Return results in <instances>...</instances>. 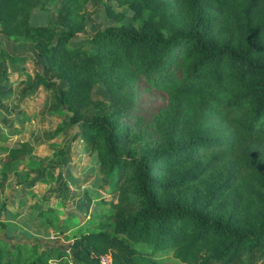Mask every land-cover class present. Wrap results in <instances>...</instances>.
<instances>
[{
	"label": "trees",
	"instance_id": "1",
	"mask_svg": "<svg viewBox=\"0 0 264 264\" xmlns=\"http://www.w3.org/2000/svg\"><path fill=\"white\" fill-rule=\"evenodd\" d=\"M38 1L0 0V25L45 57L54 80L40 83L116 186L100 198L106 221L73 239L72 258L97 264L110 252L113 264H245L264 250V0H115L133 19L97 31L91 51L69 45L89 0H62L66 29L54 40L28 23ZM96 84L106 100L93 97ZM31 152L28 141L6 149L2 179ZM221 168L234 201L211 207L214 200L189 196ZM65 256L56 247L16 244L11 255L0 247V264Z\"/></svg>",
	"mask_w": 264,
	"mask_h": 264
},
{
	"label": "rangeland",
	"instance_id": "2",
	"mask_svg": "<svg viewBox=\"0 0 264 264\" xmlns=\"http://www.w3.org/2000/svg\"><path fill=\"white\" fill-rule=\"evenodd\" d=\"M64 14L62 0H39L26 13L28 23L34 27L46 28L47 37L53 40L66 29ZM132 19L133 11L127 6L119 7L115 0H89L84 29L69 41V45L91 51L94 46L89 39L97 31L108 26L130 23ZM13 38L7 36L0 25L1 89L6 93H14L8 101L7 99L2 101L10 105L2 104L3 110L0 112L2 118L0 132H3L0 133V149L3 151L20 143L18 141L12 145L10 141L5 145L11 133L9 129L14 120L12 115H18L17 109L22 108L23 111L19 112L24 114L22 118H25V121H19L17 127L18 130L28 134L23 135V138L32 144V152L24 160L13 165L9 179L6 178L2 182V193L5 199L15 193L22 195V198H33L32 203L29 204L28 216L39 218L36 225L43 222L41 227L44 228L45 238L47 237L46 243L39 241L35 248L39 247L42 251L46 248V244H58L61 248L59 251L67 254L63 260L59 257L52 258L49 264H80L72 258L70 252L66 251L69 247L68 240L81 233L99 230L96 224L105 220L104 214L110 212L108 206L101 205L100 198L109 197L110 191L116 186L109 183L108 174L99 171L96 153L85 151V143L78 138L80 126L68 124L66 107L56 102L51 88L40 83L41 76L54 80L53 73L44 67L45 57L35 49L32 41ZM8 57L20 61L11 64L12 66L8 68L6 66L9 63ZM6 68L8 76L5 73ZM64 85V81H59L58 90ZM27 90L29 95L35 98L28 96ZM4 94L0 96L4 98L9 95ZM92 94L94 98L103 100L108 97V92L102 84H96ZM27 120L32 122V126L26 123ZM4 135L6 137L3 138ZM132 149L138 151L139 148L137 146ZM1 153L0 151V155ZM262 162L264 166V157ZM190 172V167H187L180 169L177 175L185 176ZM226 178H228L227 169H217L208 178L189 188L188 194L197 199L199 204L214 200L210 203L211 207L229 204L236 198V193L233 187L224 189ZM2 207L6 208V204ZM86 212L90 217H86ZM82 222H84L82 226L74 228ZM9 226L10 223L0 222V247L11 255L13 247L22 237L10 238L7 232V229L11 228ZM3 229L6 231L4 232ZM244 261L245 264H264V250L253 251L244 257Z\"/></svg>",
	"mask_w": 264,
	"mask_h": 264
},
{
	"label": "crops",
	"instance_id": "3",
	"mask_svg": "<svg viewBox=\"0 0 264 264\" xmlns=\"http://www.w3.org/2000/svg\"><path fill=\"white\" fill-rule=\"evenodd\" d=\"M8 59H9V57H8ZM17 61H20V60H17ZM11 64H16V61L13 62L11 59H9V63H7L6 66L8 68H10V66H12ZM5 73L8 76L7 68L5 69ZM35 87H36V85L34 86L33 92L35 91ZM1 88H2V82H0V94L6 93L5 91H2ZM29 94H30L29 90H27V95L30 96ZM4 95H8V97L6 96L3 98L0 96V112L3 110L2 104L3 105H10V104H8V102L3 103L2 101L5 99H7L6 101H8L11 97H13L14 93H6ZM31 98H35V97H31ZM9 103H10V101H9ZM36 103H37V101H36ZM19 109L21 111H23L22 108H19ZM20 110L17 109L16 113H18V115H16V114L12 115L14 120L12 122V126L9 129V131L11 133L9 135V140L6 141L7 144H5V145H8L9 144L8 142H10V141H12L10 143H13L12 145H14V143H16L18 141L21 143V142H24L27 140V139L23 138V135H28V134L24 131L18 130L19 127H17L19 121H25V118H22L24 116V114H20L21 113V112H19ZM1 119L2 118L0 116V121H1ZM26 123L28 125L32 126V122H28V120H27ZM0 133L3 134V132H0ZM4 137H6V136L4 135L3 138ZM16 145L17 144H15V146ZM11 147L13 148V146H11ZM11 147H9V148H11ZM0 151L2 152L0 155V177H1V180H0V222L2 221V222L10 223L9 227H11V228L7 229V232L9 233L10 238L15 237V236H17V237L21 236L23 238V240H22V238H21V240H18L17 244H25V245H28L29 247L35 248V246L37 245L36 244L37 242L40 241L41 243H46L45 241H47V239H46L47 237L45 238V233L43 230L44 228L41 227V224L43 222L36 225V223H38L37 221L39 218L35 219L33 217V215L28 216V210L30 209L29 204L32 203L33 198H30V197L22 198V195L20 196L17 193H15V195L9 196L7 199H5V197L3 196V193H2L3 192V183H2L3 179H2V174H1V172L3 170V158L1 160V157L5 156L6 150L2 151L0 149ZM9 175H10V173H9ZM9 175L7 176V180L9 179ZM16 192H18V190ZM19 202H20V204H19ZM3 204H6V208L2 207ZM87 210H89V208ZM18 212H20V213H18ZM31 214H32V211H31ZM86 217H90L88 215V212H86ZM83 224H84V222L78 224L74 228H78V227L82 226ZM70 230H72V229H70ZM3 231L5 232L6 229H3ZM79 235L80 234H78L76 237H78ZM74 238H71L70 240H68L69 247L66 249L67 252H71L70 243L73 241ZM33 241L35 242L34 244H33ZM15 246L13 248H15ZM46 247H56L59 250L61 249V248H59L58 244H55V245L46 244ZM36 251L40 252L39 247L36 248Z\"/></svg>",
	"mask_w": 264,
	"mask_h": 264
},
{
	"label": "built area",
	"instance_id": "4",
	"mask_svg": "<svg viewBox=\"0 0 264 264\" xmlns=\"http://www.w3.org/2000/svg\"><path fill=\"white\" fill-rule=\"evenodd\" d=\"M97 264H113L112 256L110 252H106V253L98 255Z\"/></svg>",
	"mask_w": 264,
	"mask_h": 264
}]
</instances>
